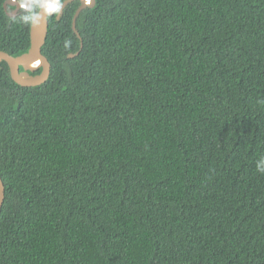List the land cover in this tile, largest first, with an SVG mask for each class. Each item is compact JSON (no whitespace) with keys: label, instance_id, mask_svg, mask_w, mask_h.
<instances>
[{"label":"trees","instance_id":"1","mask_svg":"<svg viewBox=\"0 0 264 264\" xmlns=\"http://www.w3.org/2000/svg\"><path fill=\"white\" fill-rule=\"evenodd\" d=\"M7 1L20 57L40 1ZM80 7L45 83L0 67V264H264V0H96L81 38Z\"/></svg>","mask_w":264,"mask_h":264},{"label":"water","instance_id":"2","mask_svg":"<svg viewBox=\"0 0 264 264\" xmlns=\"http://www.w3.org/2000/svg\"><path fill=\"white\" fill-rule=\"evenodd\" d=\"M35 1H40V11L35 17V20L32 25V48L30 51L20 57H13L10 54L0 51V67L3 62H6L11 70L13 79L22 86H39L45 83L50 75L52 66L48 59L43 55V47L46 43V39L49 32V21L48 18L52 16L56 11H46L44 5L47 3L49 5L56 3L57 0H8L4 7L8 11L10 17H17L21 9L25 8L28 11L32 10L33 3ZM75 0H66L63 4L61 0H58L59 4V15L60 19L65 8L74 2ZM81 1V7L77 11L74 18V30L79 35L76 29V21L83 10L88 7L94 6L96 0H92L91 4L88 5L84 0ZM9 7H13V10L10 12ZM81 38V37H80ZM75 55H71V58H74ZM40 62L39 67H32V64ZM39 68H43V72L40 76L33 77L31 74L34 73ZM30 81V82H28ZM6 187L4 182L0 177V212L5 200Z\"/></svg>","mask_w":264,"mask_h":264},{"label":"clouds","instance_id":"3","mask_svg":"<svg viewBox=\"0 0 264 264\" xmlns=\"http://www.w3.org/2000/svg\"><path fill=\"white\" fill-rule=\"evenodd\" d=\"M88 5H90V4H88ZM36 7L38 8L39 5H36ZM44 8H45L46 11H58V9H59L58 0H57L56 3H53L51 5H49V4L46 3L44 5ZM23 9H25V8H23ZM34 15H35V13H34ZM256 167H257V171L258 172L264 173V156H262L259 159V161L257 162V166Z\"/></svg>","mask_w":264,"mask_h":264},{"label":"bare ground","instance_id":"4","mask_svg":"<svg viewBox=\"0 0 264 264\" xmlns=\"http://www.w3.org/2000/svg\"><path fill=\"white\" fill-rule=\"evenodd\" d=\"M85 1V3H87V4H91L90 3V0H84ZM92 1V0H91ZM39 63V65H40V62H38ZM39 65L38 66H34V67H39ZM33 67V66H32ZM28 82H30V81H28Z\"/></svg>","mask_w":264,"mask_h":264},{"label":"flooded vegetation","instance_id":"5","mask_svg":"<svg viewBox=\"0 0 264 264\" xmlns=\"http://www.w3.org/2000/svg\"><path fill=\"white\" fill-rule=\"evenodd\" d=\"M63 3H64V2H63ZM63 3H62V4H63Z\"/></svg>","mask_w":264,"mask_h":264}]
</instances>
